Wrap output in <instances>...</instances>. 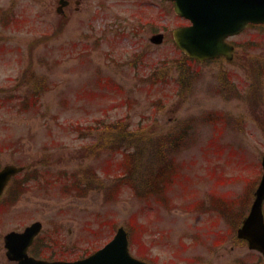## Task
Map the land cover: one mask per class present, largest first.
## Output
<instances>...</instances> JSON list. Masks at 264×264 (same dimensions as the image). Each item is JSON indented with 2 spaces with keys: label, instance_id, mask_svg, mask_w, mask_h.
Wrapping results in <instances>:
<instances>
[{
  "label": "rangeland",
  "instance_id": "obj_1",
  "mask_svg": "<svg viewBox=\"0 0 264 264\" xmlns=\"http://www.w3.org/2000/svg\"><path fill=\"white\" fill-rule=\"evenodd\" d=\"M70 1L58 34V0H0V167L25 164L42 173L15 204H9L12 192L4 195L0 264H14L5 258L3 235L35 220L44 235L60 234L76 259L103 247L116 228L129 231L142 223L143 243L158 264H264L230 229L247 209V188L257 187L264 154V73L253 70L264 67L258 30L229 40L237 47L232 65L191 64L194 79L183 93L172 65L181 58L172 31L182 20L169 2ZM158 26L165 42L154 46L148 39ZM228 78L235 85L230 98L217 90ZM118 120L148 140L182 136L173 149L182 181L167 192L168 209L139 197L138 169L135 188L116 189L121 171L115 164L123 155L115 146L107 151L92 145L101 123ZM89 149L95 154L84 157ZM150 152H141L146 165H152ZM88 168L95 171L98 192L62 193L66 182L57 177ZM109 190L114 192L104 194ZM214 193L230 200L231 226L210 206ZM200 201L203 211H193ZM102 224L101 234H90Z\"/></svg>",
  "mask_w": 264,
  "mask_h": 264
},
{
  "label": "water",
  "instance_id": "obj_2",
  "mask_svg": "<svg viewBox=\"0 0 264 264\" xmlns=\"http://www.w3.org/2000/svg\"><path fill=\"white\" fill-rule=\"evenodd\" d=\"M173 3L174 13L190 20L188 27L179 28L173 32L176 47L187 58L198 61L211 60L220 56L231 59L233 47L225 39L237 34L248 22H258V16L253 14V5L241 0H168ZM161 34L153 37L154 44L163 41ZM263 175L260 186L255 192L251 210L237 231L238 239L248 243L249 250H256L264 256V217L262 203L264 201V157L262 158ZM20 171L15 166H6L0 171V194L4 185L14 173ZM38 224L27 228L23 234L10 233L5 237L7 256L19 260V264H48L46 262H30L25 257V247L38 233ZM113 240L103 249L93 253L88 258L67 263L50 264H144L129 255L127 234L119 228Z\"/></svg>",
  "mask_w": 264,
  "mask_h": 264
},
{
  "label": "trees",
  "instance_id": "obj_3",
  "mask_svg": "<svg viewBox=\"0 0 264 264\" xmlns=\"http://www.w3.org/2000/svg\"><path fill=\"white\" fill-rule=\"evenodd\" d=\"M190 62L191 61L187 60L184 57H181L180 60H175V62H172V65L174 66L173 68L177 71H180V76L178 80L180 84V92L184 88L188 89V85L190 83V81L188 80H191L192 77L189 76L190 70L188 65ZM167 65L168 64H166V66ZM160 69H163V66ZM165 69L168 70L167 67ZM32 96L35 98L37 97L35 90ZM22 104V108H25V103ZM89 128L91 129V131L94 129L92 127ZM99 130H101V135L98 136V140L92 146L97 147V149H105L107 151L113 150L111 149V147L115 146L123 155L121 158L122 160H120V163L115 164L116 170L121 171V175L118 176V183L115 185L116 189H121L122 187L135 188L134 183L132 182L134 181L133 179L137 175L138 169V176L142 183V192L139 197L142 199L152 198L155 199L157 202L162 203L163 200L167 198L166 193L171 190V187H173L175 184H179L182 181L179 169L177 167V164L175 163L176 157L173 150L176 148L174 146L176 142L174 141L176 140L175 138H180L182 137L181 135H177V137L173 136V138L171 137L169 139H166L165 142L163 138L158 142L148 140L141 135H137L136 132H133V136L132 132L129 131L128 125L123 120H118L116 122L101 123V129ZM99 145L100 147H98ZM147 148L150 149V153L152 154V156L150 157L152 158V161L149 163L152 165H146L148 164L147 160L146 162L145 160L141 162V152ZM126 149H128V151ZM131 149H133V152L130 151ZM94 154V151L89 149L87 153L83 154V156H92ZM95 158H98V156ZM131 158L133 160H131ZM142 166L145 171L141 174L140 169L142 168ZM79 173L81 175H72L67 178L65 177V175L62 174L55 180L64 179L66 183H64L63 191H65L66 193L68 191L75 192L78 194V196L80 195L82 197L87 196L90 191H96V189H100V187H98L100 183L98 182L97 178H95L94 170L88 168L83 172L82 170H80ZM252 189L253 186L247 188L244 195V200L250 198ZM108 192L109 193L107 194L109 196L112 191L109 190ZM105 199L111 201L110 198L105 197ZM245 202L247 206L248 201ZM201 203L202 202L195 204L194 207L196 209L199 208V205ZM210 206L218 215L222 216L226 221H228L229 225L231 226L230 220L232 208L230 207V200L228 201L225 197L219 196L215 200L211 201ZM242 215L243 214L240 213V215L238 216L239 220H237L236 226L231 227L233 231H235V228L241 222ZM140 229L142 230L141 234H143V225H140Z\"/></svg>",
  "mask_w": 264,
  "mask_h": 264
},
{
  "label": "flooded vegetation",
  "instance_id": "obj_4",
  "mask_svg": "<svg viewBox=\"0 0 264 264\" xmlns=\"http://www.w3.org/2000/svg\"><path fill=\"white\" fill-rule=\"evenodd\" d=\"M65 1H67L66 6H69L71 4L70 0H65ZM241 1H246L248 3H251L253 5L254 14H264V0H241ZM182 22H183V25H187V23H188L185 20H182ZM256 30H258L259 35H260V36H256L257 41H258L257 45H259V46L263 45L264 46V36H261V35H264V21L260 22V23H256V24L252 25L251 27H248L247 29L243 30V32H246V31L253 32ZM162 31H163V29L158 26L156 29H154L152 31L149 39L153 36H156L159 33H163V35L165 36V33ZM262 37H263V39H262ZM254 42H255V39L253 41H251L250 43H254ZM236 53H237V47H235V50L233 52V56H232L233 60L229 63L226 62L227 64L232 65L236 61V59H237ZM222 60H225V59L222 58V59H218V60H213L212 62L222 61ZM263 68L264 67L261 66L260 69H263ZM228 82L232 83L231 79L228 78ZM234 86L235 85L228 83L225 85L224 88L220 89L221 91L219 93L224 94V92H226L227 98L233 97L232 92L235 91ZM238 96H241V94L238 93ZM37 222L41 223L42 229L40 230L38 235L35 236V239L32 241V243L28 246L27 256H29L30 258L36 259V260H43V261H46L49 263L50 262H58L60 260H63L65 262H71V261L76 259L73 257V254H71L73 247H71V246L67 247L68 246L67 243L65 244L66 246H64L62 243V239L60 237V234H57L56 231H52V232H49L48 234L44 235V232H43L44 227H43V224L40 220H37V221L35 220V221H33L27 225H22L18 229V231L23 232L25 229H27V226L32 225V224L37 223ZM70 231L71 230L68 229V234L70 233ZM147 262L149 264H158L159 258L156 257V255L150 254V257L148 256ZM166 264H171V261L169 263V260H168V263H166ZM187 264H194V261H189V262L187 261Z\"/></svg>",
  "mask_w": 264,
  "mask_h": 264
}]
</instances>
